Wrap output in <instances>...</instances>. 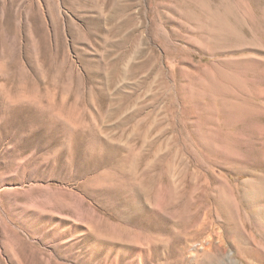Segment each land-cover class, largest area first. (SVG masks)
I'll return each mask as SVG.
<instances>
[{
  "label": "rangeland",
  "instance_id": "rangeland-1",
  "mask_svg": "<svg viewBox=\"0 0 264 264\" xmlns=\"http://www.w3.org/2000/svg\"><path fill=\"white\" fill-rule=\"evenodd\" d=\"M0 264H264V0H0Z\"/></svg>",
  "mask_w": 264,
  "mask_h": 264
},
{
  "label": "built area",
  "instance_id": "built-area-1",
  "mask_svg": "<svg viewBox=\"0 0 264 264\" xmlns=\"http://www.w3.org/2000/svg\"><path fill=\"white\" fill-rule=\"evenodd\" d=\"M200 245V244H199ZM199 245H197V246H199Z\"/></svg>",
  "mask_w": 264,
  "mask_h": 264
},
{
  "label": "bare ground",
  "instance_id": "bare-ground-1",
  "mask_svg": "<svg viewBox=\"0 0 264 264\" xmlns=\"http://www.w3.org/2000/svg\"><path fill=\"white\" fill-rule=\"evenodd\" d=\"M83 2V1H82Z\"/></svg>",
  "mask_w": 264,
  "mask_h": 264
}]
</instances>
